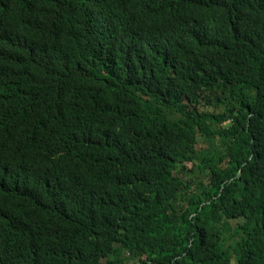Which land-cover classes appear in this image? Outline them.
<instances>
[{
  "label": "trees",
  "instance_id": "trees-1",
  "mask_svg": "<svg viewBox=\"0 0 264 264\" xmlns=\"http://www.w3.org/2000/svg\"><path fill=\"white\" fill-rule=\"evenodd\" d=\"M0 264H264V0H0Z\"/></svg>",
  "mask_w": 264,
  "mask_h": 264
},
{
  "label": "bare ground",
  "instance_id": "bare-ground-1",
  "mask_svg": "<svg viewBox=\"0 0 264 264\" xmlns=\"http://www.w3.org/2000/svg\"><path fill=\"white\" fill-rule=\"evenodd\" d=\"M112 14H110V17H111ZM109 17V16H108ZM112 17H115V16H112ZM117 17H119V15H117ZM114 20V18H112ZM120 19V18H119ZM117 20V19H116ZM117 22V21H116Z\"/></svg>",
  "mask_w": 264,
  "mask_h": 264
}]
</instances>
